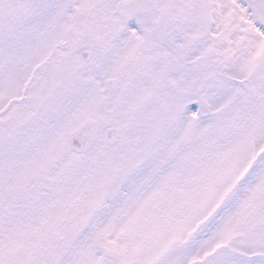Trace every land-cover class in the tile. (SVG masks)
I'll return each instance as SVG.
<instances>
[{"label":"snow or ice","instance_id":"6c2138e0","mask_svg":"<svg viewBox=\"0 0 264 264\" xmlns=\"http://www.w3.org/2000/svg\"><path fill=\"white\" fill-rule=\"evenodd\" d=\"M0 264H264V0H0Z\"/></svg>","mask_w":264,"mask_h":264}]
</instances>
